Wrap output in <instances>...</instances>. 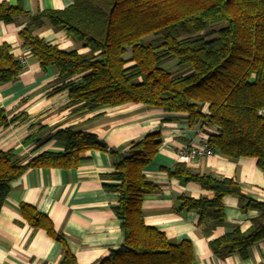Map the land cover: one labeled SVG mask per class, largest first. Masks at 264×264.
Instances as JSON below:
<instances>
[{
	"label": "trees",
	"instance_id": "obj_1",
	"mask_svg": "<svg viewBox=\"0 0 264 264\" xmlns=\"http://www.w3.org/2000/svg\"><path fill=\"white\" fill-rule=\"evenodd\" d=\"M24 13L18 4L0 2V21L12 22ZM42 17L87 50L65 51L33 35ZM18 36L42 70L51 67L57 73L56 81L63 83L55 91L67 92L64 107L72 112L140 103L181 113L189 126H200L214 153L232 160L252 157L264 168V0H72L62 9L31 16ZM22 69L10 46L0 44V84L16 79ZM22 116L9 118L0 108V128ZM52 137L62 142V151H41L25 163L11 150H0V209L10 183L28 167L73 168L85 151H106L113 170L100 176L103 187L117 193L112 210L123 241L94 264L193 261L189 241L169 239L143 220V196L156 186L143 170L158 150L160 132L132 141L121 153L96 134L71 126ZM167 174L212 192L211 198H178L179 209L195 210L201 219L222 222L225 195L236 196L242 209L259 212L248 231L235 228L212 240L214 254L244 255L264 239V202L248 197L234 179L194 171L184 162H176ZM21 210L32 226L61 241L45 214L27 204ZM62 245L60 264H76Z\"/></svg>",
	"mask_w": 264,
	"mask_h": 264
},
{
	"label": "crops",
	"instance_id": "obj_2",
	"mask_svg": "<svg viewBox=\"0 0 264 264\" xmlns=\"http://www.w3.org/2000/svg\"><path fill=\"white\" fill-rule=\"evenodd\" d=\"M0 2L18 4L25 11L12 22L0 21V44H8L17 59L25 49L18 32L30 22L31 16L62 9L72 0ZM41 22L33 29V35L65 51L87 50L63 31L54 30L47 19L42 17ZM56 78L53 68L42 70L31 53H27L26 66L16 79L0 84V108L9 118L21 114L25 117L0 128V150H11L21 163L41 151H62V142L48 136L71 126L96 134L112 151L121 153L132 141L160 132L158 150L143 170L146 179L156 185L142 199L145 224L162 231L169 239L189 241L193 254L190 264H264V239L251 245L244 255L234 252L220 257L210 248L212 240L235 228L248 231L251 219L259 214L255 209H242L236 196H223L224 219L220 223L201 219L195 210L179 209V196H212L210 191L167 174V169L176 162H183L178 156L179 149L197 143V138L203 135L199 125L189 126L184 114L140 103L78 114L71 107H64L67 92L55 91L63 83ZM82 156L83 160L73 168L28 167L10 183L0 209V264H60L63 243L76 264H94L122 243L120 221L112 210L117 204V193L105 189L100 176L113 170L111 156L96 149H89ZM185 164L200 173L232 178L248 197L264 202V168L252 157L232 160L212 153ZM23 204L45 214L61 241L43 228L32 226L22 213Z\"/></svg>",
	"mask_w": 264,
	"mask_h": 264
},
{
	"label": "built area",
	"instance_id": "obj_3",
	"mask_svg": "<svg viewBox=\"0 0 264 264\" xmlns=\"http://www.w3.org/2000/svg\"><path fill=\"white\" fill-rule=\"evenodd\" d=\"M27 53H30V51L25 48L24 53L17 57V60L22 65V67L26 66ZM203 111H206V109H204ZM260 113L264 114V109H262ZM197 139V143L192 142L188 146L179 149L178 156L182 159L183 162L191 163L202 156L214 153L213 150L209 147L207 138L204 135L199 136Z\"/></svg>",
	"mask_w": 264,
	"mask_h": 264
}]
</instances>
